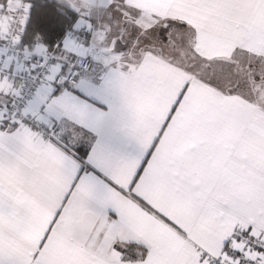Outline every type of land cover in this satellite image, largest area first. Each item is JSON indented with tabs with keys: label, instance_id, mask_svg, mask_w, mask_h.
I'll return each mask as SVG.
<instances>
[{
	"label": "snow or ice",
	"instance_id": "1",
	"mask_svg": "<svg viewBox=\"0 0 264 264\" xmlns=\"http://www.w3.org/2000/svg\"><path fill=\"white\" fill-rule=\"evenodd\" d=\"M55 9L0 0V264H264V0Z\"/></svg>",
	"mask_w": 264,
	"mask_h": 264
},
{
	"label": "crops",
	"instance_id": "2",
	"mask_svg": "<svg viewBox=\"0 0 264 264\" xmlns=\"http://www.w3.org/2000/svg\"><path fill=\"white\" fill-rule=\"evenodd\" d=\"M32 1H47V0H31ZM58 2L60 5L64 6L67 3V0H53ZM79 3V0H76ZM214 54H220L216 52ZM153 71L159 75L161 81L166 79H172V77L167 74L163 69H161L158 65L152 66ZM164 103L165 98L157 96L153 99L150 105L145 107H141L139 110L145 113V119L141 124V132L144 135H147L148 132H151L153 127L154 118H161L165 113L164 111ZM158 127V125H157ZM154 134V132L152 133ZM97 139H101L102 143L105 147L106 152L112 157H125L131 155L135 151V142L130 138L126 137L123 132L119 130V128H111L104 131L101 136H97L95 134H89L88 140L81 146L82 152H87L88 148L91 146L92 142H95ZM163 139V138H162ZM109 215H113V213L109 210ZM133 247L132 245L129 248ZM123 251V250H122ZM134 256V254H130V256ZM134 260L135 258H128Z\"/></svg>",
	"mask_w": 264,
	"mask_h": 264
},
{
	"label": "trees",
	"instance_id": "3",
	"mask_svg": "<svg viewBox=\"0 0 264 264\" xmlns=\"http://www.w3.org/2000/svg\"><path fill=\"white\" fill-rule=\"evenodd\" d=\"M32 11L34 16L36 15H40V14H44V15H49L52 18H55L56 16V9L55 7H63L62 5H60L58 2L53 1V0H47V1H32ZM42 32L38 33V35L41 36V38L43 39V34L44 35V43L47 45L49 43V37L46 35V33L48 32V27L47 25H42ZM56 35H60L61 38H63V33L57 31ZM128 258H135L133 255L132 256H128Z\"/></svg>",
	"mask_w": 264,
	"mask_h": 264
}]
</instances>
